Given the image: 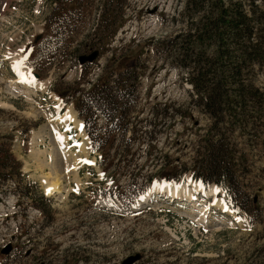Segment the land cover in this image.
I'll return each mask as SVG.
<instances>
[{
  "label": "rangeland",
  "instance_id": "rangeland-1",
  "mask_svg": "<svg viewBox=\"0 0 264 264\" xmlns=\"http://www.w3.org/2000/svg\"><path fill=\"white\" fill-rule=\"evenodd\" d=\"M232 1L252 17L264 51V0ZM201 3L0 0V264H125L135 255L132 264H264V118L232 133L245 158L240 191L189 177L212 118L195 104L178 55L204 18ZM93 50L98 57L79 64ZM132 57V115L145 143L119 154L121 135L98 116L113 141L105 156L64 115L72 108L81 120L75 99L98 78H119ZM244 69V83L264 94V60ZM165 166L184 169L180 180L154 176Z\"/></svg>",
  "mask_w": 264,
  "mask_h": 264
},
{
  "label": "trees",
  "instance_id": "trees-1",
  "mask_svg": "<svg viewBox=\"0 0 264 264\" xmlns=\"http://www.w3.org/2000/svg\"><path fill=\"white\" fill-rule=\"evenodd\" d=\"M192 1L188 0L187 5H191ZM201 5L204 18L190 26V40L182 47L185 52L181 49L178 55L184 60L181 67L186 69L185 79L192 86L195 104L212 118L206 135L195 148L193 172L189 177L199 181L203 187L216 183L227 186L230 192L240 191V185L243 186L244 182L241 168L244 167L245 158L236 155L232 133L235 125H241L245 129L253 124V119L263 121L264 116L259 115L261 106L264 105L263 91L253 84L244 83L248 74L244 68H252L254 63L262 62L264 51H261L260 42L255 37V22L239 1L202 0ZM252 55L256 57L253 58ZM134 63L132 57L124 72L120 73L121 78H98L83 94L82 100L78 96L74 101L92 151H99L106 156V151L109 149L110 152L113 143L102 138L103 133H106H102L101 128L96 125L98 116L110 122L106 132L117 131L121 135L123 142L120 144L119 154L132 156L134 145L140 148L145 143L143 132L138 134L141 131V119L132 115L137 101L136 85L139 75ZM58 95L64 97L65 92ZM166 109L167 107L164 108ZM225 125L231 128H226ZM129 131L131 134L126 137ZM146 145L151 147L147 141ZM3 157L8 158V155ZM182 171L184 169L165 166L160 174L154 176L178 181ZM151 177L144 178V181L150 183Z\"/></svg>",
  "mask_w": 264,
  "mask_h": 264
},
{
  "label": "bare ground",
  "instance_id": "bare-ground-1",
  "mask_svg": "<svg viewBox=\"0 0 264 264\" xmlns=\"http://www.w3.org/2000/svg\"><path fill=\"white\" fill-rule=\"evenodd\" d=\"M19 75L21 77L22 73L20 72ZM64 116H65V118L67 120H70L73 123L74 128L79 132V135H81L83 137V139H84L85 138V133H84V130H83L82 121L79 120L76 117V112L72 108H70V109L66 110V113H65ZM56 181H57V177L53 176L52 181L49 182L48 184H46L45 190H46L47 193L52 194L53 192L56 191V186H55ZM160 183L166 189V191L168 192V194H167L168 196H172V197H176V198H180L181 197V194L179 193L181 190L178 187V185L172 186V185H175V184H171V183H167V182L165 183L163 181L160 182ZM156 185H158V184H156ZM199 185H198L197 188L201 190L202 187H200ZM203 191L206 192L205 189H203ZM210 192H213V190H210L207 193H210Z\"/></svg>",
  "mask_w": 264,
  "mask_h": 264
},
{
  "label": "water",
  "instance_id": "water-1",
  "mask_svg": "<svg viewBox=\"0 0 264 264\" xmlns=\"http://www.w3.org/2000/svg\"><path fill=\"white\" fill-rule=\"evenodd\" d=\"M98 50H93L92 52L88 54H82L78 57L79 64H85V63H91L98 57ZM9 251V248L4 250L3 252L7 253ZM139 259V255L131 256L127 259V263L125 264H132L134 261Z\"/></svg>",
  "mask_w": 264,
  "mask_h": 264
},
{
  "label": "snow or ice",
  "instance_id": "snow-or-ice-1",
  "mask_svg": "<svg viewBox=\"0 0 264 264\" xmlns=\"http://www.w3.org/2000/svg\"><path fill=\"white\" fill-rule=\"evenodd\" d=\"M88 163H91L90 161Z\"/></svg>",
  "mask_w": 264,
  "mask_h": 264
}]
</instances>
